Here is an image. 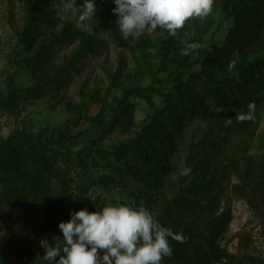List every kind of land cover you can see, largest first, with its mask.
I'll use <instances>...</instances> for the list:
<instances>
[{"label": "trees", "instance_id": "obj_1", "mask_svg": "<svg viewBox=\"0 0 264 264\" xmlns=\"http://www.w3.org/2000/svg\"><path fill=\"white\" fill-rule=\"evenodd\" d=\"M51 2L63 5V0H29L24 9L18 39L31 56L21 59L18 65H24L33 85L17 96L8 81L6 94H0V108L13 109L21 96L26 101L42 100L59 85L66 84V72L77 60L105 45L99 35L131 52L137 76L143 75L144 68L152 71V65L158 63L159 69L168 73L167 80L173 83L170 90H159L162 81L153 76L152 83L145 87L134 81L121 83V97L110 94L101 101L107 117L101 120L104 126L98 129L100 133L117 128L128 136L115 152L116 161L124 167L112 168L120 181L133 184L130 188L134 190L133 203L120 205L145 207L164 227L183 236V243L169 239L172 255L165 257L162 264H217L230 259L218 243L230 221L228 210L220 213L218 210L221 190L202 182L197 198L181 205H167L160 211L151 194L160 188L172 153L195 118L216 120L223 117V122L219 123L223 128L209 144L212 149H217L231 133L252 122V119L239 120L238 116L264 105V0H221L222 20L210 34L208 45L198 50L194 62L184 54L187 44L195 42L190 39L189 32L192 20L186 22L174 37L166 30H157V34L124 39L115 23L117 17L112 11L115 7L112 0H96L95 16L86 26L92 32L91 36L73 30L63 31L61 37L50 35L45 38L44 31L54 27ZM82 3L83 0H77L78 5ZM222 27L225 28L223 39L219 38ZM202 34L205 33L200 32L195 40L201 42ZM50 38L58 42H79L76 56L58 72L48 64L53 51L49 49L53 43ZM187 39L190 41L185 43ZM171 65L174 68L168 72ZM191 67L195 69L186 73ZM156 94L163 98V109L154 112L150 122L135 131L134 107L129 103V97L137 96L152 107ZM83 124L74 127L78 130ZM87 129L76 130L73 135H60L55 142L61 145L70 139L79 140V135H84ZM262 138L264 141V133ZM71 156V152L64 154L51 149L39 137L25 131L15 132L0 142V161H7L4 168L6 181L4 187L0 186V227L1 220L5 219L7 226L17 228L28 214L51 206L68 212L83 208L89 212L100 211L102 208L99 210L95 201L80 198L86 192L85 185L75 184V194L67 191L70 180L64 173ZM236 179L238 183L232 187V194L253 206L254 195L264 196V159L247 158Z\"/></svg>", "mask_w": 264, "mask_h": 264}, {"label": "rangeland", "instance_id": "obj_2", "mask_svg": "<svg viewBox=\"0 0 264 264\" xmlns=\"http://www.w3.org/2000/svg\"><path fill=\"white\" fill-rule=\"evenodd\" d=\"M28 1L0 0V94H6L8 81L17 96L33 85L24 65H18L21 59L31 56L18 39ZM220 4L221 0H214L212 11L206 18L191 19L190 39L195 41L192 43L196 47L188 50L187 55L192 62L196 61L198 50L208 45L210 34L216 31L222 20ZM50 7L54 27L44 31L45 38L50 35L61 37L63 31L73 30L92 35L89 28L79 23L76 16L65 13L62 6L51 2ZM200 32L205 33L201 35V42L195 40ZM224 36L225 28L223 30L222 27L219 38L223 39ZM99 37L105 45L78 59L76 65L66 72V84L59 85L42 100L26 101L21 96L13 109L0 108V142L15 132L25 131L35 138L39 137L51 149L64 154L71 152L69 166L64 173L66 179L70 180L67 191L75 194V184L85 185L86 192L80 198L95 201L100 210L107 205L132 204L134 192L130 189L133 184L120 181L116 170L112 168L123 166V163L116 161L115 152L128 136L117 128L100 133L98 129L104 126L101 120L107 117L101 101L110 94L116 98L121 97L119 84L126 81L138 82L145 87L156 76L162 81L158 85L159 90L164 92L170 90L173 83L167 80L168 73L159 69L158 63L152 65V71L144 68L143 75L137 76L131 52L117 46L106 36ZM50 39L53 43L49 49L53 51L49 55L48 64L58 72L76 56L79 42ZM190 39L184 42L188 43ZM173 68L169 66L168 72ZM194 69L187 68L186 73ZM128 101L134 107L135 131L148 124L154 112L163 109V98L159 94L153 97L152 107L137 96L129 97ZM252 115V122L231 133L229 139L217 149H212L209 144L214 141L217 131L223 128L219 124L223 122V117L216 120L195 118L185 130L183 140L176 145L160 188L151 194L156 200V209L160 211L167 205H181L197 198L196 193L202 182L221 190L218 210L219 213L228 210L230 221L218 243L231 258L217 264H264V196L254 195L253 206H250L232 194V187L238 183L236 177L243 162L247 158L264 159V105L254 108ZM81 123L84 124L77 130L74 125ZM83 129H87L86 133L79 135V140L70 139L61 145L55 142L60 135H73L76 130ZM6 162L5 159L0 161L1 187H4L6 181ZM185 168L190 169L187 175L183 174ZM82 179L87 182L83 183ZM69 214L53 206L40 208L28 214L17 228H10L6 220L2 219L0 264H45L41 260L44 250L40 242L47 239L50 243L53 237L62 236L58 224L68 221Z\"/></svg>", "mask_w": 264, "mask_h": 264}, {"label": "clouds", "instance_id": "obj_3", "mask_svg": "<svg viewBox=\"0 0 264 264\" xmlns=\"http://www.w3.org/2000/svg\"><path fill=\"white\" fill-rule=\"evenodd\" d=\"M115 23L122 38L157 34L167 31L176 36L186 22L204 19L212 11L214 0H112ZM63 11L77 17L87 26L96 13V0H63ZM188 43L185 49H194ZM252 106L250 105V109ZM252 112L241 114L239 120H251ZM190 169L185 168L184 175ZM70 219L60 222L62 236L40 242L44 250L41 260L45 264H162L171 257L169 239L183 243L184 238L164 227L145 207L107 205L100 211L87 208L70 212Z\"/></svg>", "mask_w": 264, "mask_h": 264}]
</instances>
